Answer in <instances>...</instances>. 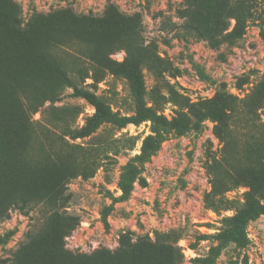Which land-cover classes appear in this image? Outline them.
Listing matches in <instances>:
<instances>
[{"label": "rangeland", "instance_id": "rangeland-1", "mask_svg": "<svg viewBox=\"0 0 264 264\" xmlns=\"http://www.w3.org/2000/svg\"><path fill=\"white\" fill-rule=\"evenodd\" d=\"M188 1L0 0V22L14 5L20 8V24L12 32L18 37L3 38L0 32L6 67L12 73L26 72L25 76L32 80L43 76L59 80L53 68L40 65L42 57L31 52V40L22 31L37 15L45 18L51 12L66 10L67 15L102 17L113 5L118 12L136 17L129 29L122 25L110 33L115 36L129 30L143 47L153 49L143 56L140 67L145 103L155 112L171 120L179 111L188 110V102L208 101L222 92L243 98L264 76V0L258 16L247 22L242 37L220 47L183 26L185 19L180 16ZM231 22L229 30L235 20ZM47 32L45 28L43 35ZM49 52L73 72L84 69L90 70L91 76L94 73V63L79 55L73 45L53 46ZM129 57L123 46H116L110 54L118 63ZM100 73H104L100 81L87 78L82 86L104 101L113 113L136 115V96L130 79L111 69L103 68ZM7 88L2 95L8 103L0 111L5 115L19 113V98L15 97L19 90ZM21 97L25 103V96ZM260 110L264 119V105ZM58 112L76 131L65 135L68 143L52 134V130L60 133L58 127L50 125L62 124L57 120ZM28 113L32 128L27 133L22 125L4 129L16 149L27 144V152L23 148L26 162L49 159L53 150L66 159L68 156L72 175L65 181L64 189L71 197L62 210L76 216L78 222L65 237L67 250L87 255L100 249L115 252L127 235L132 243L145 240L150 247L160 249L155 256L138 257L134 264H264V214L246 224L243 243L223 244L218 238L243 206L244 192L249 187L241 185L228 191L227 208L208 207L204 202L212 186L208 163L220 156L223 146L214 132L217 122L211 117L199 120L191 113L194 126L184 131H164L160 147L141 159L144 139L155 134L152 120L126 125L94 120V104L76 95L69 84L63 86L54 101L47 100L37 112ZM46 128L52 129L48 136ZM247 152L246 162L251 163L256 154L249 149ZM25 170L28 178L40 175ZM220 170L225 177V169ZM22 183L38 188L30 180ZM49 211L45 205L31 210L9 209V217L0 220V264L10 263L27 233L39 232Z\"/></svg>", "mask_w": 264, "mask_h": 264}, {"label": "trees", "instance_id": "trees-1", "mask_svg": "<svg viewBox=\"0 0 264 264\" xmlns=\"http://www.w3.org/2000/svg\"><path fill=\"white\" fill-rule=\"evenodd\" d=\"M261 5L263 0H189L180 17L185 19L183 26L187 31L206 39L214 47H220L225 42L232 44L242 37L247 22L258 16L257 11L261 9ZM14 6L0 22L3 38L6 35L14 39L18 37L17 33L12 32L20 24V8ZM135 17L136 15L120 13L115 6L110 5L106 15L102 17L67 15L66 10H58L45 18L40 15L33 18L22 32L31 40V52L42 57L40 65L44 69L53 68L59 80L44 76L39 80H32L25 76L26 72L12 73L6 67V56L0 46V110L5 107L4 103H8V98L5 94L2 95L3 89L8 90L7 86H10L19 90L15 95L19 98V113L5 115L0 111V220L9 217L11 207L31 210L37 205H45L51 209L39 232L27 233L25 241L13 253L9 264H134L138 257L155 256L157 251L160 252V249L155 250L145 240L132 243L127 235L122 237L121 246L115 252L100 249L87 255L65 248V237L75 230L78 222L76 216L62 210L71 197L64 189L65 181L72 175L68 156L66 159L62 153L53 150V154H49L53 156L49 159L38 158L33 162H26L23 148L27 152V144L16 149L4 129L9 128V125H22L27 133L32 128L28 111L37 112L45 101H54L65 84L71 85L76 95L83 96L94 104V120L119 125L152 120L155 134L144 139L141 159L152 155L160 147L164 131H184L191 128L195 124L193 116L199 120L211 117L217 122L214 132L223 146L220 156L211 160L207 166L212 186L204 196L206 206L227 208L228 191L241 185L249 187L244 192L243 206L230 218L231 225L218 238L223 244L231 241L243 243L246 224L264 214V119L260 110L264 105V76L243 98L225 92L218 93L208 101L188 102L187 111H179L168 120L145 103L146 90L140 61L149 51L153 52V49L143 47L137 36L129 30H122L115 36L110 33L113 28L122 25L129 29V23L135 22ZM231 19L235 20V24L229 30L232 26ZM45 28L48 32L43 35ZM70 45L77 49L79 55L94 63L92 76L90 70L73 72L49 52L53 46L63 48ZM116 46H123L130 56L124 62L118 63L110 58ZM103 68L126 75L130 79L136 96V115L124 117L113 113L104 101L82 86L87 78L100 81L104 77V73L99 74ZM42 72L40 70V74ZM21 96H25V103ZM57 120L62 123L60 126L55 123L50 125L58 127L60 133L46 128L45 134L48 136L53 132L57 139L68 143L65 135H72L76 131L61 112H58ZM248 149L256 154L251 163L246 162ZM222 168L225 169V177L221 176ZM25 169H31L40 175L28 178ZM25 180L36 183L39 189L26 186L22 183ZM29 189L32 190L31 193H27Z\"/></svg>", "mask_w": 264, "mask_h": 264}]
</instances>
